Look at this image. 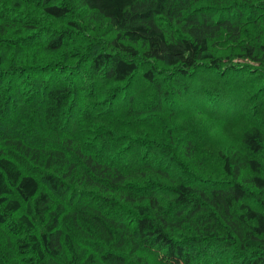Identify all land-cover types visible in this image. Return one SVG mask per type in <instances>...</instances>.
<instances>
[{
	"label": "trees",
	"instance_id": "obj_1",
	"mask_svg": "<svg viewBox=\"0 0 264 264\" xmlns=\"http://www.w3.org/2000/svg\"><path fill=\"white\" fill-rule=\"evenodd\" d=\"M0 264H264V0H0Z\"/></svg>",
	"mask_w": 264,
	"mask_h": 264
},
{
	"label": "rangeland",
	"instance_id": "obj_2",
	"mask_svg": "<svg viewBox=\"0 0 264 264\" xmlns=\"http://www.w3.org/2000/svg\"><path fill=\"white\" fill-rule=\"evenodd\" d=\"M41 53H43V52H41ZM24 54H30V57L34 59L36 57V54H38V53H37V50H34V49L23 52L22 54L18 53L19 56L24 55ZM43 54L46 55L45 56L46 58H50V57H48L50 54H46V53H43ZM42 56H44V55H42ZM33 59L30 61H33ZM238 89L241 91L242 87H239ZM205 106L208 109H211L208 105H205ZM195 107H197V106H195ZM189 111H196V110H189ZM193 113H195V112H193ZM198 117H200V116H198ZM195 120H197V119H195ZM200 129H202V132L200 133V135L204 134L203 135L204 140L208 141L209 148L210 147L211 148H217V147H223V146H226V148H228L229 147L228 145H231L235 142L233 135L238 132V130L236 131L234 128L228 129V130H222V131H214V130H212L213 128H212L211 124H210V127L208 128L209 130H205V128H203V125H200ZM200 141H203V140L200 139Z\"/></svg>",
	"mask_w": 264,
	"mask_h": 264
}]
</instances>
